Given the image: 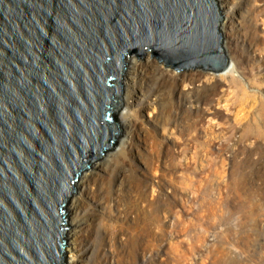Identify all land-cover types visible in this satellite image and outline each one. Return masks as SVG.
Listing matches in <instances>:
<instances>
[{
	"label": "water",
	"instance_id": "1",
	"mask_svg": "<svg viewBox=\"0 0 264 264\" xmlns=\"http://www.w3.org/2000/svg\"><path fill=\"white\" fill-rule=\"evenodd\" d=\"M215 0H0V264H64L75 181L117 138L123 61L225 70Z\"/></svg>",
	"mask_w": 264,
	"mask_h": 264
},
{
	"label": "rangeland",
	"instance_id": "2",
	"mask_svg": "<svg viewBox=\"0 0 264 264\" xmlns=\"http://www.w3.org/2000/svg\"><path fill=\"white\" fill-rule=\"evenodd\" d=\"M250 1L231 0L225 9L216 1L223 14L220 26L224 21L230 22L224 33L219 26L221 47L224 54L227 51L229 62L231 58L237 63L243 77L221 79L205 69H173L157 62L159 65L153 72L155 81L148 84L147 80L141 88L135 85L132 90L134 94L128 103L138 116L130 133L122 126L123 115L128 110L124 65L120 106L113 115L118 135L112 149L103 154L100 162L113 158L121 142L127 141L125 159L116 167L123 169L126 178L128 174L135 177L149 197L162 200L169 207L166 206L167 215L163 216L166 232L163 244L159 250L154 246L147 250L149 264H264V22L254 19L249 12V8L256 5L261 11L259 16L264 19V0L251 1L252 7ZM147 53L153 59L149 49L141 55L143 59L130 52L125 58L134 57L142 65L147 61ZM197 71L205 74L196 77ZM171 72L174 75L170 78H184L188 86V73H193L194 85L190 86L197 96L191 102L184 101L182 106L178 105L175 93L174 98L176 107L192 112L191 119L197 121L194 139L184 129L185 122L178 118L177 110H171L169 90H163L162 94L157 91L158 81L172 75ZM208 117L212 119V126L205 130ZM182 143L196 148L182 152ZM115 162H111L107 170L99 171L103 177L95 184L104 187L111 183L113 199H116L113 193L118 184ZM79 178L81 175L77 182ZM78 191L75 184V193L67 203L69 228L74 217L70 215L71 200ZM102 197L84 196L86 208L79 214L87 218L90 213L88 217L91 220L93 216L97 229L78 257L85 260L81 264H98L96 257L102 264H112L110 256L118 255L114 264H129L120 242L114 240L115 246H112L103 233L99 238L101 223L108 220L113 225L121 224L120 209L124 208L123 201L118 208L112 199L106 201ZM174 212L178 213V218ZM67 239L69 246L68 235ZM172 242L178 243L180 252L171 249L175 245ZM68 260L67 248L64 264ZM139 263L146 264L141 259Z\"/></svg>",
	"mask_w": 264,
	"mask_h": 264
},
{
	"label": "bare ground",
	"instance_id": "3",
	"mask_svg": "<svg viewBox=\"0 0 264 264\" xmlns=\"http://www.w3.org/2000/svg\"><path fill=\"white\" fill-rule=\"evenodd\" d=\"M216 1L221 9H225L226 7L229 6L231 0H216ZM251 1L255 2L256 0H251ZM251 1H250V7L254 6V3ZM262 10H264L263 7ZM249 12L253 15L254 19L256 20L260 19L262 20V22H264V19H262L259 16V13L261 11L257 9L256 5L253 8H249ZM229 23H230L229 20L228 22L224 21L223 23H221L220 29L223 33L225 29L229 28ZM223 45L225 48V44ZM225 54L228 55L227 51L225 52ZM147 56L148 57L146 59L147 60L146 63L142 65L134 57L131 58L124 57L125 59L123 61V69H124V65L126 66V71H125L126 76L124 77L125 80L124 91L126 94V100H125L126 108H128V110L123 115L122 126L124 127V130L126 131L127 129L129 133L130 130L134 128L135 119H137L138 116V112H136V110L131 111L128 103L130 101V98H132L134 94L132 90L134 89L135 85H137L138 88H141V84L143 83L145 85V82L147 80H148V84L151 83L152 81H155V76L153 75V72L156 70L155 67L158 63L156 61H153V59H150L149 53H147ZM229 59H230L229 65L225 70L217 73H212L211 75L221 79H226V78L237 79V77L241 79L243 75L239 72L237 63L233 59L231 58ZM159 69L162 71L161 73L165 75V71L161 67H159ZM142 72H144L143 76H142ZM167 73H169V71ZM171 74L172 75H170L169 77H162L158 81L159 84L157 91L162 94L163 90L166 89L169 90V96H170L169 103H172L171 110L172 111L177 110L178 118L183 120V122H185L184 129L190 132L191 139H194L196 138L197 135L195 131L197 128V121L191 119L192 112L188 111L187 109L183 110L180 109L179 107H176L177 100H175L174 98L175 97L174 93H175L176 98H178V105L182 106L184 101L191 102L193 97L197 96L196 93H194V89H193L194 87L190 86V85H194V77L192 75L193 73H188L189 86L186 85L187 83L184 78H179V79L178 77L170 78L171 76L174 75V72H171ZM196 74H197V76L195 75L196 77H202L205 73L204 71H197ZM135 82H138V84H136ZM182 84L185 85L182 86ZM158 96H160V94H158ZM204 102L205 104H207L205 100ZM148 115H149V111H148ZM211 120L212 119L210 117L206 119L205 127H204L205 130L211 128L212 126ZM126 142L127 141L121 142L119 151L116 155H114L113 158L107 159L105 163L99 162V164H93L90 170H86L80 173L81 178H79L78 182L75 181L76 187L79 189V191L77 192V196L74 195L72 197L71 206H70V215L72 213L74 217L71 227L69 228L68 226V229L66 230V234L70 239L69 246L67 243L68 239L66 242L67 243L66 249L68 248L69 251V260L67 264H81L85 262V260L80 259L78 256L80 255L84 246L93 239V234L97 229V228L95 229L93 225V221H92L93 216L91 217V220L90 217H88V215L90 216V213L87 214V218L85 216L81 217L79 214L81 210L86 208V201L84 200L85 195L93 196L94 194L95 199H98V197L103 196L102 198L106 201L108 198H110L114 201V203H116L118 208L121 207L120 201H123V206H124L123 211L120 209V212L123 213V216L120 218V221H122V223L113 225L111 222H108V220L107 222L103 221L101 223L103 227H100L98 234H99V238L101 239V233H103L104 238L107 240V242H110L112 246H115L114 240L120 242L121 246L127 252V256H126L127 263L136 264L139 263V259H141L144 260L146 264H149V261L146 258L147 250L148 249L150 250V248H152L151 246H154L155 249L157 248V250H159V248H161L163 244V240L166 234L163 218L165 217L164 214H166L165 211H167L166 208L168 207L166 205V202L162 203V200L149 197L147 190L143 188L140 182L135 180V177H131L128 174L126 178V174L123 173V169L116 167L118 165L119 166L121 165V162L124 161L123 158L125 159L124 155L127 154V150L124 144ZM195 148L196 147H194V145L192 147H187L185 144L182 143L181 150L182 152H185L187 151V149L195 150ZM114 161H116L114 165V170L116 172V179L118 182V184L115 185V190L113 193L116 199H113L110 196V194L112 193L111 183L109 184L107 183L104 187L95 185L97 180L103 177V175L99 171L107 170L109 164ZM80 175L78 177H80ZM82 188L83 189L86 188V189L83 191ZM99 191H100V195L97 197V193ZM176 213L177 212H174V214ZM172 219L173 218H171V220ZM188 226L190 225L188 224ZM173 227L175 228V226ZM172 243L175 244V242ZM173 246L174 247L171 249H175L176 253L180 252V250L178 251L179 249L178 243H176ZM140 253L142 255H139ZM96 261L98 264H102L101 259H97V257H96ZM110 261L112 264H114L116 261H118V255L110 256Z\"/></svg>",
	"mask_w": 264,
	"mask_h": 264
}]
</instances>
